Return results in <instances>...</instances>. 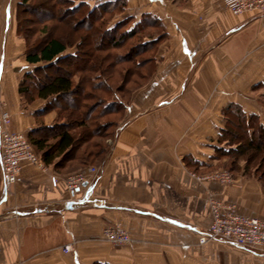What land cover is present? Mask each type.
<instances>
[{
  "label": "crops",
  "instance_id": "0c3cea01",
  "mask_svg": "<svg viewBox=\"0 0 264 264\" xmlns=\"http://www.w3.org/2000/svg\"><path fill=\"white\" fill-rule=\"evenodd\" d=\"M11 8L4 5L8 24ZM145 14L158 18L146 22L155 35L153 73L134 88L97 181L73 195L64 179L76 172L43 161L24 162L16 183L2 176L0 264H264L257 248L199 244L212 221L210 197L264 219V186L243 172L232 183L201 182L187 161L215 163L226 105L261 111L255 99L264 97V13L234 15L224 0H127L122 17L145 22ZM18 85L5 83L2 94L13 129L27 134L60 122L57 109L44 112L43 100L26 106ZM114 223L131 234L129 244L105 239L103 229Z\"/></svg>",
  "mask_w": 264,
  "mask_h": 264
},
{
  "label": "trees",
  "instance_id": "16d2710c",
  "mask_svg": "<svg viewBox=\"0 0 264 264\" xmlns=\"http://www.w3.org/2000/svg\"><path fill=\"white\" fill-rule=\"evenodd\" d=\"M32 1L34 0H19V4L26 6ZM47 2L52 6L48 7ZM56 4H58L57 8ZM62 4L64 7L60 10L59 7ZM126 6L127 0H39L34 4L35 11L43 21L49 15H52L50 19L55 18L57 10L62 13V16L72 20L66 25L67 28L58 25V29L55 28L54 32L44 28L43 38L37 39L32 46H28L26 51V61L35 67L34 70L26 72V78H36L37 72L44 73L54 68L57 70L54 75L46 74L42 80L37 79L34 96L47 102L44 112L57 109L60 122L53 126H39L26 134L35 153L47 166H52L57 172H74L87 165L101 164L110 153L107 140L115 138L116 134L112 136L100 131L99 135H103V141L94 142L92 148L82 154L77 146L80 137L71 130V125L78 119L74 114L76 108H83L84 99L91 94L95 104L88 108L89 117L98 107L102 108L101 113L106 112L105 109L110 111L109 106L113 103L116 112H120L125 107V105L123 108H120V105L117 107L118 102L124 104L119 97H117V103L114 101L106 103L105 98L99 94L87 92L86 83L90 85V90L109 92L110 86L99 76L104 72L101 66H104L111 57L101 59L98 63V55L96 56L92 49L83 52L84 48L90 49L97 42L93 50L107 52L109 48H119L120 44L126 40L136 39L138 41L132 49L133 52L138 53L137 56L153 49L155 42L152 37L155 35L147 31L146 22L156 23L154 19L158 18L152 15L154 17L152 19L145 14L143 16L145 22L142 19L139 22L133 16L122 17ZM31 21L28 20L29 23ZM24 24L21 22L20 27L23 28ZM135 58H131L133 67L129 73H124L127 77L133 73L141 74L140 67L143 65V60ZM116 62H126V60L120 56L116 58V61L114 60V64ZM152 65L149 67L147 79L153 73ZM30 91L29 86L24 87L20 83L19 92L28 95ZM223 113L226 121L220 130L211 158L220 160L224 157H238V160L231 164L232 171H237L240 164L239 158L243 159L246 162L244 173H252L264 185V118L256 113L248 112L238 103L226 105ZM50 138L54 139L53 142L49 140ZM187 161L192 170L197 172L202 165L205 169L214 165L203 164L198 160L190 161L188 158ZM225 165L226 163L223 164ZM2 176L4 177L0 166V199Z\"/></svg>",
  "mask_w": 264,
  "mask_h": 264
},
{
  "label": "rangeland",
  "instance_id": "374dc122",
  "mask_svg": "<svg viewBox=\"0 0 264 264\" xmlns=\"http://www.w3.org/2000/svg\"><path fill=\"white\" fill-rule=\"evenodd\" d=\"M39 2V0H34L31 2L30 5L21 6L19 4V0H0V61L2 60L1 57L6 54V58L4 59L5 62V75L2 83L0 84V104L6 109L5 106V100L3 99V90L5 89V83L13 81H19L24 87H30L31 91L28 95L23 94L20 92L21 95H23L24 102L26 103V106L31 105H38L39 99L35 98V90H36V82L38 83L37 79H43L45 78L46 74L54 75L56 74L57 70L49 69L45 71L44 73L37 72L36 78H26L25 74L28 71H32L35 69V67L31 64H29L26 61V51L28 49V46H32L34 42H36L37 39H42L44 34L43 29L47 28L50 32H54V29H58V25H60L62 28H67V24L72 22L70 18L62 16V13L57 10L55 18H49L51 17L49 15V19L46 18L45 21L43 19L41 20L38 16V13L35 11L34 4ZM11 3V20L9 21V24L7 22H4V5ZM47 6H52L49 2H47ZM56 4V8H57ZM64 7V4L60 5V10ZM54 8V10H56ZM53 12L52 10H50ZM59 12V13H58ZM60 18H59V17ZM57 18V19H56ZM25 20V22H24ZM28 20H32L30 23ZM79 20V19H76ZM22 23L24 24V27L21 28L20 25ZM64 26V27H63ZM96 26V25H94ZM61 28V29H62ZM46 29V30H47ZM27 36V38H26ZM29 36V37H28ZM97 37V36H96ZM138 40L132 39V40H126L123 44H120L119 48H109L103 52L95 51L93 50L95 46L97 45V42L92 45L90 49H83V52L91 51L96 54L98 63L101 62V59H105L107 57H111L109 61H107L103 67L104 72L99 76L100 79L107 82L110 86L109 92L103 91V90H97L93 91V89L90 90L88 83H86L87 92L99 94L101 97L105 98L104 102L108 103L110 101H118L117 97L121 99V102H118V106L120 105V108H123L120 110V112H116L114 103L113 105L109 106L110 111L101 113L100 111L102 108L98 107L96 111H94L91 115V117L88 116L89 114V107L93 106L94 99L91 94L90 97L87 99H84L83 102V108H76V111L74 112L75 118L77 119V122H74L72 127V131L77 134V136L80 137V141L78 142L77 146L78 149L81 151L82 154H85L92 148L94 142H102L103 141V135H99L100 131L106 133L107 135L115 136L117 134L118 128L120 127L121 120L123 122V117L126 114V110L128 109V105L131 100V96L134 90V88H139L147 81V73L150 69L149 67L153 64L151 62V58L153 55L152 53L147 52L145 54H140L137 56V52H133V47L136 46ZM5 43V44H4ZM29 43V44H28ZM98 47V46H97ZM129 52V54H128ZM133 53V54H132ZM133 55V56H132ZM113 56V57H112ZM123 57L125 58L126 62H116L114 64V60L116 61L117 57ZM140 58V60H143V65L140 67L141 74H130L129 77H127L126 74L129 73V70L133 67L132 59L131 58ZM135 58V59H136ZM79 62V61H78ZM81 64V62L79 63ZM114 64V66H113ZM27 65H31L28 69H26ZM91 65V64H90ZM101 65V64H100ZM37 66V65H36ZM28 70V71H27ZM126 73V74H124ZM80 75V74H79ZM14 78V79H13ZM106 84V83H105ZM18 85V87H19ZM33 91V92H32ZM116 94V95H115ZM117 99V100H116ZM258 101V106L261 111H258L259 113H256L260 115L262 118H264V97L261 99H255ZM75 104V103H74ZM75 109V108H74ZM104 110V109H103ZM249 112V111H248ZM252 113V112H251ZM255 113V112H253ZM40 117L36 118V120L39 123H43V115H39ZM87 118V119H85ZM86 121H88L86 123ZM76 123V124H75ZM105 136V135H104ZM51 142H53L54 139H49ZM115 142V138H109L107 140L109 148H112ZM87 150V151H86ZM1 152V147H0ZM235 160H238V157H231V158H221L220 160L215 159V163L213 167L209 169L200 168L197 171H193L192 175L195 174L196 176H209L210 174H217L219 178H225L224 176L228 175L231 179L230 182L226 183H232L235 181V174L243 172L244 177L246 178H254L259 181L258 177L253 175L252 173L245 174V164L246 162L243 159L239 158L240 164L237 167V171L231 170V164L233 165ZM223 166V164H225ZM99 164H92L91 166L97 167ZM255 167V165H254ZM263 170V168H261ZM79 170H76L74 172L77 173ZM219 182H221L219 180ZM225 183V182H222ZM259 183L264 186L260 181Z\"/></svg>",
  "mask_w": 264,
  "mask_h": 264
},
{
  "label": "built area",
  "instance_id": "2783aa9c",
  "mask_svg": "<svg viewBox=\"0 0 264 264\" xmlns=\"http://www.w3.org/2000/svg\"><path fill=\"white\" fill-rule=\"evenodd\" d=\"M234 15L248 12L264 13V0H224ZM0 166L7 183L18 181L24 162L42 164L41 158L33 150L26 134L12 128L10 112L0 104ZM101 168L89 166L88 169L68 175L64 181L67 190L75 195L86 184L97 181ZM193 176L203 181L230 182L228 175L219 178L217 174L209 176ZM51 183L57 187L60 183L57 175L51 176ZM212 221L208 230L202 232L199 244H207L217 240H227L238 247L257 248L264 252V219L248 216L237 211L233 203L224 202L215 197L209 198ZM105 239L114 245H125L132 241L131 234L120 223L107 225L103 229ZM65 252L73 251L71 244L63 247ZM10 264H20L18 262Z\"/></svg>",
  "mask_w": 264,
  "mask_h": 264
}]
</instances>
